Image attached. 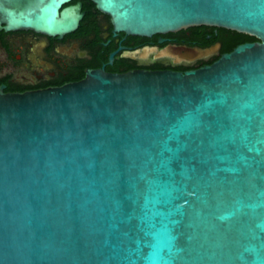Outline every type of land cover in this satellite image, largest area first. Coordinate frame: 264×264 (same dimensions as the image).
<instances>
[{
    "label": "water",
    "instance_id": "1",
    "mask_svg": "<svg viewBox=\"0 0 264 264\" xmlns=\"http://www.w3.org/2000/svg\"><path fill=\"white\" fill-rule=\"evenodd\" d=\"M65 1L0 0V25L70 31ZM93 1L116 30L256 39L186 70L0 87V264H264V0Z\"/></svg>",
    "mask_w": 264,
    "mask_h": 264
},
{
    "label": "flooded vegetation",
    "instance_id": "2",
    "mask_svg": "<svg viewBox=\"0 0 264 264\" xmlns=\"http://www.w3.org/2000/svg\"><path fill=\"white\" fill-rule=\"evenodd\" d=\"M79 4L77 26L67 32L50 34L32 28L6 29L0 25V87L5 91H24L85 77L88 69L103 68L122 72L130 69L186 70L212 62L236 44L227 47L229 28L204 25L151 35L116 30L110 15L93 0H70L61 8ZM177 45L208 47L215 50L203 57L180 58L162 54Z\"/></svg>",
    "mask_w": 264,
    "mask_h": 264
},
{
    "label": "trees",
    "instance_id": "3",
    "mask_svg": "<svg viewBox=\"0 0 264 264\" xmlns=\"http://www.w3.org/2000/svg\"><path fill=\"white\" fill-rule=\"evenodd\" d=\"M200 26L204 27V24L199 25L197 27H200ZM228 31H229V34H228L229 35V41H231V43H226V46L228 48L232 47L234 44H236L239 41H243V40L250 39V38H255L254 36L247 34V33H244V32H239L236 30H228Z\"/></svg>",
    "mask_w": 264,
    "mask_h": 264
}]
</instances>
